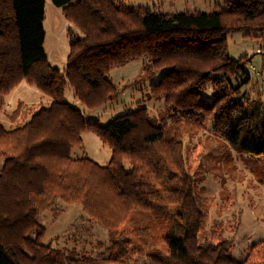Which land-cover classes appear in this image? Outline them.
<instances>
[{
	"label": "trees",
	"instance_id": "1",
	"mask_svg": "<svg viewBox=\"0 0 264 264\" xmlns=\"http://www.w3.org/2000/svg\"><path fill=\"white\" fill-rule=\"evenodd\" d=\"M50 1L80 31L66 28L61 69L43 47L45 0H0V104L21 81L49 99L22 122L12 111L10 128L0 120V264H264V238L241 258L226 239H201L209 218L194 189L201 148L183 143L210 120L224 141L264 156V97L243 92L260 72L248 55L230 58L226 45L228 32L264 34V0L196 12ZM141 56L170 120L153 119L144 105L105 124L87 118L85 110L116 97L110 69ZM66 88L83 108L66 100ZM84 130L109 146L106 163L71 155ZM58 200L80 205L108 242L94 253L43 242L38 214Z\"/></svg>",
	"mask_w": 264,
	"mask_h": 264
},
{
	"label": "rangeland",
	"instance_id": "2",
	"mask_svg": "<svg viewBox=\"0 0 264 264\" xmlns=\"http://www.w3.org/2000/svg\"><path fill=\"white\" fill-rule=\"evenodd\" d=\"M127 5L148 8L151 11H210L226 9L227 0H121ZM43 27L45 37L43 47L49 62L61 69L68 51L66 28L73 33L80 31L68 21L61 9L45 0ZM227 53L235 59L250 56V63L260 72L258 78L251 76V84L243 86L249 99L259 94L264 97V34L243 35L242 31L228 32ZM144 56L131 59L114 66L108 76L118 88L116 97L107 100L93 110H85L87 118L105 124L114 116L133 109L138 105L147 107L148 115L160 123L165 117L164 102L161 97L150 94L148 79L143 73ZM253 67V71H255ZM256 73V72H255ZM68 102L80 108L83 105L65 89ZM0 120L6 128L15 120L25 119L39 106H45L49 99L40 90L21 81L1 97ZM12 111H18L15 120L8 119ZM161 116V118H160ZM184 145L200 144V165L194 174V189L200 205L209 213L206 235L203 241H216L221 237L231 245L235 258H241L252 243L264 238V156H253L236 149L214 133L211 121L205 122L203 129L184 134ZM72 156H87L104 164L110 156V148L92 130L82 132V141L71 148ZM38 222L44 226L43 242L56 248H75L78 251L96 252L107 243V231L91 220L80 205L58 200L50 209L38 214Z\"/></svg>",
	"mask_w": 264,
	"mask_h": 264
},
{
	"label": "bare ground",
	"instance_id": "3",
	"mask_svg": "<svg viewBox=\"0 0 264 264\" xmlns=\"http://www.w3.org/2000/svg\"><path fill=\"white\" fill-rule=\"evenodd\" d=\"M206 74V73H205ZM165 117H167V116H165ZM160 118H161V116H160ZM170 120V119H169ZM186 147V146H185ZM178 208V207H177ZM177 211H179V209H177V210H175V212H177Z\"/></svg>",
	"mask_w": 264,
	"mask_h": 264
}]
</instances>
